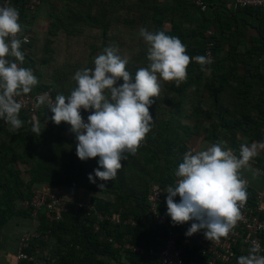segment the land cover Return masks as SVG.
I'll return each mask as SVG.
<instances>
[{
  "label": "trees",
  "instance_id": "trees-1",
  "mask_svg": "<svg viewBox=\"0 0 264 264\" xmlns=\"http://www.w3.org/2000/svg\"><path fill=\"white\" fill-rule=\"evenodd\" d=\"M202 1L207 7L204 10L195 0H55L50 2V8L57 10L51 12L53 19L43 43L29 25L35 6H27L29 0L8 2L19 8L22 33L30 34V41L22 44L21 66L31 68L38 79L32 93L52 88L54 98L58 94L69 95L76 87L74 73L94 67V58L106 47L117 48L118 54L128 59L126 70L134 77L139 68L149 63L148 45L139 35L141 27L179 37L190 57L207 55L210 48L214 60L204 71L195 61L190 62L187 79L179 87L174 81L162 82L160 95L153 98L149 109L154 120L151 131L135 155L126 154L122 168L111 181H89V174L94 176V169L99 166V157L86 161L77 157L71 126L52 122L53 114L47 104L41 103L32 114L21 109L19 118L24 123L16 131L0 120V234L13 218L23 216L30 218L33 225L16 233L15 241L32 229H52V243L42 238L32 241L30 250L46 248L38 255L43 264H137L143 258L146 264H159L151 255L122 249V237L129 233L142 245L159 241L161 232L151 226L146 216L150 188L156 185L163 190L175 184L174 173L183 162V155L194 151L191 138L199 136L211 144L225 140L237 156L241 144L264 142V7H239L235 0ZM60 32L69 36L66 42L74 37L91 40L87 64H72L71 68L55 64L54 44ZM38 52H42L41 57H36ZM51 66L50 76L47 73ZM81 115L87 119L85 111ZM37 120L40 136L31 131ZM250 162L264 170V149ZM100 183L105 184V189L98 187ZM35 187L55 192L69 187L78 193L76 198L92 194L102 213L120 220L115 224L109 220L101 223L102 232L114 241L100 240V233L93 230L96 218H82L74 210L64 212V218L52 227L46 207L34 217L32 209L21 203L32 199ZM247 193L252 202L255 191L249 187ZM166 195L162 191L160 202ZM174 199L178 203L179 195ZM160 211L173 223L167 215L166 201L164 206L160 203ZM128 218L136 220L137 225L124 223ZM194 222L175 226L190 228ZM1 250L0 235V253ZM184 254L188 264H205L208 260L193 242L185 245ZM230 264H238V260Z\"/></svg>",
  "mask_w": 264,
  "mask_h": 264
},
{
  "label": "clouds",
  "instance_id": "clouds-1",
  "mask_svg": "<svg viewBox=\"0 0 264 264\" xmlns=\"http://www.w3.org/2000/svg\"><path fill=\"white\" fill-rule=\"evenodd\" d=\"M22 32L18 9L7 2L0 5V120L9 124L12 131L24 123L19 118L23 104L17 98L30 93L38 84L33 70L21 66L22 44L27 43L26 37L21 39ZM139 35L148 45L149 63L139 68L134 77L126 70L128 59L122 58L117 48L106 47L94 58V67L74 73L76 87L69 95L58 94L54 101H48L51 121L71 126L77 157L82 161L99 157L94 176L88 177L92 183L96 179H115L126 154L137 153L153 127L149 109L153 98L160 95L162 82L174 81L179 87L187 79L190 62L198 63L202 71L212 63L207 55L190 57L179 37L143 27ZM120 80L122 84L118 83ZM81 110L90 112L86 120ZM31 131L39 136L42 133L38 120ZM260 149H264V142L244 143L237 156L227 141L218 140L199 150L187 151L175 170V184L161 190L168 194L167 215L173 224L196 221L187 230V236L201 230L208 240L227 236L242 218L241 209L248 198L241 170L249 166ZM98 187L105 189V184ZM177 195L178 203L174 199ZM260 251V245L253 241L248 254L237 258L238 264H264Z\"/></svg>",
  "mask_w": 264,
  "mask_h": 264
},
{
  "label": "built area",
  "instance_id": "built-area-1",
  "mask_svg": "<svg viewBox=\"0 0 264 264\" xmlns=\"http://www.w3.org/2000/svg\"><path fill=\"white\" fill-rule=\"evenodd\" d=\"M41 0H30L28 6L39 4ZM203 10L206 9V4L202 0H195ZM0 0V5L5 4ZM8 3V2H7ZM10 4V3H8ZM11 5V4H10ZM235 5L239 7L247 6H262L264 7V0H235ZM12 6V5H11ZM18 9V7H15ZM20 19V13H19ZM212 33V30H209ZM27 38V42L30 41L29 33H22L21 39ZM211 45V44H209ZM207 56L214 60L212 51L210 48L207 50ZM19 102L23 104L24 109L28 114H32L38 110L41 101H45L48 106V101H54L53 89L46 88L36 93H28L17 98ZM84 111V110H81ZM87 116L90 112H86ZM262 172L264 170L261 169ZM249 186V181L244 178ZM176 181V180H175ZM161 189L152 185L150 188V194L148 197L149 205L147 208V218L151 222V226L158 231L159 241L153 245H142L136 243L129 233L122 237L121 247L122 249L131 250L145 256L151 255L155 257L159 264H188L185 254V245L193 242L197 247L201 249L203 254L208 256V260L205 264H230L237 260L241 255H247L248 249L252 246V242L255 241L260 245L259 255H264V192H255L254 199L251 202L248 195L247 201L241 209V219L237 222L234 229L230 233L221 237L219 240H208L204 236L203 230L194 233L191 236H187L186 232L189 228H178L171 223L168 217L160 211V199L162 198V191L156 196L157 192ZM33 197L30 200L23 201L21 205L26 208L32 209L33 216L37 217L41 209L47 208L49 210V227H52L54 223L64 218V212L74 210L82 218L92 217L96 218L93 222V230L100 233V240L113 242L114 238L107 233L102 232V222L109 220L112 223H119L118 216L108 215L102 213L96 204L92 194L86 198H72L61 193L45 190L40 187L33 188ZM38 221V219H37ZM124 223L137 225V221L133 219H125ZM38 225L40 222L38 221ZM52 229L47 231L43 230H30L24 233L18 241L16 264H25V261L33 262V264H43L39 254H42L45 250L36 248L30 250L32 241L37 238H42L45 241H50ZM46 264V263H45ZM58 264H76L72 262H59ZM81 264V263H78ZM92 264V263H85ZM137 264H146V260L143 258L138 261ZM191 264H197L191 262Z\"/></svg>",
  "mask_w": 264,
  "mask_h": 264
},
{
  "label": "crops",
  "instance_id": "crops-1",
  "mask_svg": "<svg viewBox=\"0 0 264 264\" xmlns=\"http://www.w3.org/2000/svg\"><path fill=\"white\" fill-rule=\"evenodd\" d=\"M10 1L11 2L13 1V3H15V1H22V0H15V1L10 0ZM10 1L5 0V2H10ZM41 1H43V0H41ZM50 2H55V0H45L44 2H40L39 4L31 5V7L35 6L36 11H35V14L30 17V21H29L30 24L29 25L31 26V29L34 30L35 37L38 38L39 41L42 43L45 42L46 38L48 37V26L51 24V20L53 19L51 17V12L54 10H57V9L50 8ZM28 3L29 2H27V6H28ZM60 4H62V3H60ZM59 9H61L60 12H62L61 6H59ZM25 33H28V32H25ZM67 38H69V36H67L63 32H60V34L58 36H56V38H55L56 43L54 44V49L56 52L55 57H58L59 52L62 53L64 51V47L59 49L57 46V43L63 42L65 44ZM66 44H69V42H66ZM38 56L41 57L42 52H38L36 57H38ZM191 142L193 143L194 151L199 150L201 148H204V147L211 144L210 142L206 141L204 138L199 137V136H193L191 138ZM261 169H262L261 166L254 164L253 162H249V166L241 170L242 177L246 178L249 181V186L247 188L250 187L255 192H257V191L264 192V172H262ZM77 194L78 193H76L75 195H77ZM167 195L164 197L163 201L160 202L161 206H164V201H166ZM69 197H71V196H69ZM25 225H27V224H25ZM32 225H33V222H32ZM30 228L26 227L24 229H30ZM18 241H19V239H18ZM18 241L16 240L14 242V249H13L12 256H11V264L15 263V256L14 255L16 253Z\"/></svg>",
  "mask_w": 264,
  "mask_h": 264
},
{
  "label": "rangeland",
  "instance_id": "rangeland-1",
  "mask_svg": "<svg viewBox=\"0 0 264 264\" xmlns=\"http://www.w3.org/2000/svg\"><path fill=\"white\" fill-rule=\"evenodd\" d=\"M91 40L89 38H73L69 41V44L57 43L59 49L64 47V51L59 52L58 57H55V64H59L62 68L68 65L71 68L72 64L82 65L87 64L90 57V45ZM131 53V50H129ZM96 56V54H95ZM94 56V57H95ZM57 65V66H59ZM53 71V67L48 69L47 75H50ZM51 76V75H50ZM50 78V77H49ZM58 192L71 196L74 198L77 192L69 187H60L56 189ZM74 196V197H73ZM85 196V195H84ZM86 198V197H85ZM17 222H20L18 227ZM27 224V225H24ZM32 226V220L30 218H24L23 216H17L13 218L2 230L1 232V241H2V250L0 253V264H11L12 251L14 249L15 235L19 233L21 229Z\"/></svg>",
  "mask_w": 264,
  "mask_h": 264
}]
</instances>
